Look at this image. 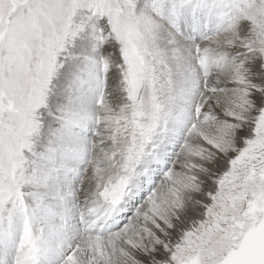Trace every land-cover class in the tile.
I'll list each match as a JSON object with an SVG mask.
<instances>
[{
	"label": "snow or ice",
	"instance_id": "6c2138e0",
	"mask_svg": "<svg viewBox=\"0 0 264 264\" xmlns=\"http://www.w3.org/2000/svg\"><path fill=\"white\" fill-rule=\"evenodd\" d=\"M0 264H264V0H0Z\"/></svg>",
	"mask_w": 264,
	"mask_h": 264
}]
</instances>
